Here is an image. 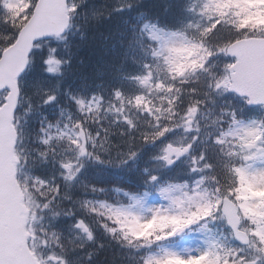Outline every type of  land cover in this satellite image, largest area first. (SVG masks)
Wrapping results in <instances>:
<instances>
[{
    "label": "snow or ice",
    "instance_id": "snow-or-ice-1",
    "mask_svg": "<svg viewBox=\"0 0 264 264\" xmlns=\"http://www.w3.org/2000/svg\"><path fill=\"white\" fill-rule=\"evenodd\" d=\"M0 264H264V0H0Z\"/></svg>",
    "mask_w": 264,
    "mask_h": 264
}]
</instances>
